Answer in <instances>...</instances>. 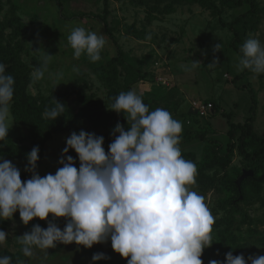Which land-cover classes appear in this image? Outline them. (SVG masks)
<instances>
[{"label": "rangeland", "instance_id": "rangeland-1", "mask_svg": "<svg viewBox=\"0 0 264 264\" xmlns=\"http://www.w3.org/2000/svg\"><path fill=\"white\" fill-rule=\"evenodd\" d=\"M210 1L217 7L213 13L196 4H186L184 0H1L0 23L14 19L21 26L24 35L17 34V25L5 28L4 33L22 43L21 59L31 73L40 66L45 53L51 55L44 77L35 82L31 78L28 92L35 97L56 100L57 93L77 87L105 99L113 90L107 78L117 82L114 90H121L123 85L125 73L116 60L113 63L117 64L116 75L110 73L111 58L121 55L124 61L138 66L145 74L132 90L146 99L152 110L166 109L182 123V130L205 129L208 137L216 138L222 144L227 141L228 125L227 118L221 113L228 114L234 124H242L250 107L246 90H251L257 101L254 130L264 138V73L257 75L247 69L239 70L240 56L234 50H240L248 38H256L264 45V0H242L247 2L246 5L236 8L222 7L220 0ZM96 17L105 19L107 27ZM230 25L239 36V40L233 42L234 48L231 46L234 34ZM75 27L103 34L106 44L99 61L91 62L86 55L74 59L67 37ZM217 44L219 49L214 51ZM214 60L216 63L210 67ZM192 61L200 63L192 68ZM74 67L78 71H74ZM55 74H61L62 78L54 79ZM235 78L238 80L234 84ZM194 102L212 105L208 115L198 121H194L192 114ZM215 106L219 108L218 113ZM11 122L7 135L15 141L24 138V128L16 125L12 117ZM81 130L95 135L101 132L85 119H78L70 131L52 135L36 173L41 177L55 174L62 167L58 160L66 146V138ZM201 145L193 141L179 147L183 152H192L198 161ZM108 146L104 147L106 153ZM65 155L72 156L74 166L79 168L74 150L69 149ZM0 157L10 161L22 174L24 164L21 160L1 154ZM244 171L251 170L235 152L228 167L225 170L217 168L214 173L219 180L214 188L197 183L189 186L205 198L215 218L212 245L205 248L209 261L220 260V248L216 246L219 245L220 231L225 227L231 234L227 238L229 249H232L230 241H233L239 246L247 244V252L242 254L246 261L249 255L264 256V184L258 193L248 189L245 202L241 193V201H237L238 195L224 185L226 180L236 181ZM230 200L234 202L233 209L225 204ZM49 222L61 230L66 225L65 218H54L52 214L45 220L34 218L24 225L18 211L11 220L0 221V230L6 233V243L0 246V253L17 252L20 248L16 237L30 232L33 225L47 228ZM35 252L33 258H24V264H127L128 259L115 253L110 241L94 244L91 248L75 243H57L55 248ZM96 253H103L107 259L93 262L91 258Z\"/></svg>", "mask_w": 264, "mask_h": 264}, {"label": "clouds", "instance_id": "clouds-1", "mask_svg": "<svg viewBox=\"0 0 264 264\" xmlns=\"http://www.w3.org/2000/svg\"><path fill=\"white\" fill-rule=\"evenodd\" d=\"M67 41L74 59L86 55L91 62L101 59L106 44L103 34L84 27L73 28ZM218 49L217 44L214 51ZM239 51V70L264 73L260 40L246 39ZM50 57L45 53L41 58L40 66L31 73L33 82L44 77ZM198 63L192 61V68ZM5 68L0 63V141L12 125L14 78ZM74 71L78 69L74 67ZM52 100L53 106L43 115L53 121L62 115L65 105ZM110 110L127 115V129L117 123L107 153L102 136L72 132L58 160L62 167L55 174L41 177L36 173L39 149L32 148L25 169L32 175L23 182L20 170L0 157V221L11 220L17 211L24 225L34 218L45 220L49 214L65 218L63 230L49 222L47 228L33 225L30 232L16 237L27 258H33L35 250L46 251L57 243L91 248L110 240L112 250L128 258L127 264H203L202 252L212 245L215 218L205 198L189 187L196 183L197 168L182 157V123L166 109L150 111L133 90L119 93ZM69 149L76 153L79 168L72 156L65 155ZM5 243L6 233L0 230V246ZM91 259L107 257L96 253ZM0 264H12L11 257L0 256ZM209 264H264V256L249 255L246 261L242 254L228 252L223 261L210 260Z\"/></svg>", "mask_w": 264, "mask_h": 264}, {"label": "trees", "instance_id": "trees-1", "mask_svg": "<svg viewBox=\"0 0 264 264\" xmlns=\"http://www.w3.org/2000/svg\"><path fill=\"white\" fill-rule=\"evenodd\" d=\"M1 1V0H0ZM118 1H132V0H118ZM222 7L236 8L246 5L242 0H220ZM186 4H196L201 8L211 10L212 13L216 10V6L210 0H184ZM247 12H251L247 9ZM97 21L107 27L105 19L96 17ZM16 26V32L19 35H24L21 26L18 25L17 20H10L6 23H0V63H3L6 68V74L12 75L14 78V93L13 99L10 102V111L13 122L24 128L26 136L19 138L16 141L9 135L0 141V154L7 156L14 160H21L24 164V169L20 175L21 180L25 181L31 178L32 173L26 171L27 167V154L32 150L33 147H38V160L36 162V168L39 165L43 155L45 153V146L51 139L52 135L59 133H66L72 129L78 119H85L93 127L100 129L101 132L97 136L104 138L103 147L109 145L115 137L112 135V130L119 123L127 129V115L123 113H117L110 110V106L114 103V98L121 92H127L132 90L133 85L141 78L145 77L138 66L129 64L118 57L111 58L110 73L113 76L116 75V65L120 63L124 70V79L121 90H114L117 82L112 78H107L108 85L113 89L107 98H101L96 93H87L82 88L70 87L66 88L63 92L57 93L56 101H59L65 105L64 112L62 115L57 117L55 120L46 119L44 112L47 108L53 106L54 102L49 97H35L28 92V86L31 82V71L30 68L22 61V43L15 41L14 38L6 37L4 30L5 28ZM15 27V26H14ZM229 29L233 32L234 38L231 41V46L234 48V43L239 40L238 32L233 28L232 25ZM107 33L111 32L107 29ZM234 50L239 54L240 51L236 48ZM238 78L233 80L234 84ZM243 90H246L242 88ZM250 97V107L247 118H245L242 124H234L228 114L222 112L221 116L227 118L228 131L226 134L227 141L222 144L216 138L208 137V131L205 129L200 130H182L180 134L179 146L185 143L197 141L201 143V158L195 161L192 152L181 151L182 157L186 160L192 161L196 168L197 174L195 180L197 184L214 188L217 180L216 170H225L236 152V154L242 159V161L248 166L249 170L252 171V176L245 178L240 184V192L235 184L234 180H226L224 185L233 191L239 199L241 193L243 202L247 200L245 192L249 189L253 193H258L262 184H264V138L260 137L254 130V122L256 119L257 101L255 94L251 90H246ZM143 103H145L149 110L152 111L151 105L148 101L142 97ZM110 104L109 106L107 105ZM216 113L219 112V108L215 106ZM195 117L194 121L203 119L196 113H192ZM118 135V134H116ZM36 170V169H35ZM210 173V174H209ZM215 173V174H214ZM214 174V175H211ZM232 209L234 208V202L232 200L227 201ZM222 222V221H221ZM218 222V223H221ZM231 234L229 228L225 227L220 231L219 247V261H223L225 254L232 252V254L240 255L247 252V244L239 246L233 241L232 249L228 248V242ZM232 240V236H231ZM110 241V240H107ZM15 253H9L3 251L0 256L11 257L12 264H17L18 261H23L24 256L21 252V246ZM201 259L203 264L209 263L207 250L204 249L202 252Z\"/></svg>", "mask_w": 264, "mask_h": 264}, {"label": "built area", "instance_id": "built-area-1", "mask_svg": "<svg viewBox=\"0 0 264 264\" xmlns=\"http://www.w3.org/2000/svg\"><path fill=\"white\" fill-rule=\"evenodd\" d=\"M162 83L165 84V82H162ZM191 107H192L193 112L196 113L199 117H206L212 109V105L209 102L208 103L194 102L191 105Z\"/></svg>", "mask_w": 264, "mask_h": 264}, {"label": "water", "instance_id": "water-1", "mask_svg": "<svg viewBox=\"0 0 264 264\" xmlns=\"http://www.w3.org/2000/svg\"><path fill=\"white\" fill-rule=\"evenodd\" d=\"M252 176V171H244L242 175L235 181V184L239 190L241 182L247 178Z\"/></svg>", "mask_w": 264, "mask_h": 264}]
</instances>
